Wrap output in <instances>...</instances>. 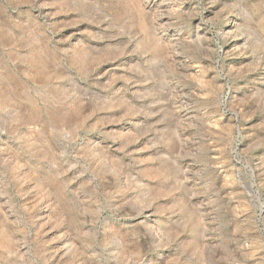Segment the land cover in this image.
Listing matches in <instances>:
<instances>
[{
	"label": "rangeland",
	"instance_id": "1",
	"mask_svg": "<svg viewBox=\"0 0 264 264\" xmlns=\"http://www.w3.org/2000/svg\"><path fill=\"white\" fill-rule=\"evenodd\" d=\"M0 264H264V0H0Z\"/></svg>",
	"mask_w": 264,
	"mask_h": 264
}]
</instances>
